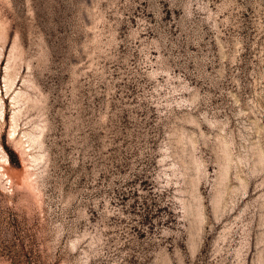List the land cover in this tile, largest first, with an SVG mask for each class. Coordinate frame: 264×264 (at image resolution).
<instances>
[{
	"label": "rangeland",
	"instance_id": "1",
	"mask_svg": "<svg viewBox=\"0 0 264 264\" xmlns=\"http://www.w3.org/2000/svg\"><path fill=\"white\" fill-rule=\"evenodd\" d=\"M0 264H264V0H0Z\"/></svg>",
	"mask_w": 264,
	"mask_h": 264
}]
</instances>
